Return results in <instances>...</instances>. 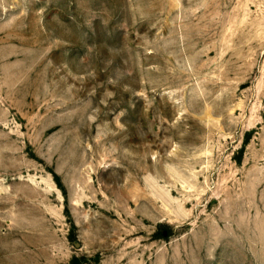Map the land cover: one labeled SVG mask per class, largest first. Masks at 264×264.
<instances>
[{
    "label": "rangeland",
    "instance_id": "374dc122",
    "mask_svg": "<svg viewBox=\"0 0 264 264\" xmlns=\"http://www.w3.org/2000/svg\"><path fill=\"white\" fill-rule=\"evenodd\" d=\"M0 264H264V0H0Z\"/></svg>",
    "mask_w": 264,
    "mask_h": 264
}]
</instances>
